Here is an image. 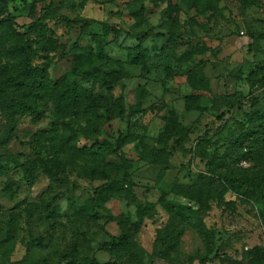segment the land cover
<instances>
[{
  "label": "rangeland",
  "instance_id": "374dc122",
  "mask_svg": "<svg viewBox=\"0 0 264 264\" xmlns=\"http://www.w3.org/2000/svg\"><path fill=\"white\" fill-rule=\"evenodd\" d=\"M49 3L0 0V27L29 32L33 65L84 103L0 108V159L11 160L0 172V264H256L247 254H264V180L252 178L264 175V152L247 134L264 102V0H53L47 14ZM101 24L114 31L102 37ZM94 36L107 59L78 61ZM71 61L120 73L81 80ZM224 96L246 102L228 111ZM123 167L131 187L93 205ZM121 236L128 245L111 243Z\"/></svg>",
  "mask_w": 264,
  "mask_h": 264
},
{
  "label": "trees",
  "instance_id": "16d2710c",
  "mask_svg": "<svg viewBox=\"0 0 264 264\" xmlns=\"http://www.w3.org/2000/svg\"><path fill=\"white\" fill-rule=\"evenodd\" d=\"M242 1V0H241ZM53 0H50L48 7L45 9L44 13L53 12ZM44 16H40L35 22L29 25V29L32 32L37 31V29L43 27ZM67 25H71L68 20L64 19ZM92 22L84 23V28L91 27ZM102 28V37L106 36L109 31H114L111 26L107 24H101ZM29 32L25 34H19L10 27V24L0 27V46L6 41H11L10 46L7 49L2 50V57L6 59L5 64L0 65V108L7 109L16 113L22 114H37L38 111L37 101H41L45 98L51 100L61 112L65 113L74 112L73 109H77L80 104H83L84 101H81V96L78 93L68 95L67 90L57 89L56 84H51L47 77L45 76V69L43 67L34 66L33 61L36 59L37 54L36 50L32 47V41L28 38ZM149 35L148 32L140 35L134 36L138 41H142ZM166 34H154L156 38H165ZM262 38L259 37L254 43L255 52H259L258 42ZM169 40L172 43L176 44L177 38L174 35L169 36ZM94 45L89 47L83 54H78L75 56L77 60H89L91 58L96 59L97 61L107 59V54H105L104 49L101 44V37L94 36L92 39ZM48 43L53 41L48 40ZM140 51V50H139ZM140 55L135 54L132 58L131 63L139 65ZM72 73L76 78L79 79H89L99 76L102 83L110 84L112 79L116 77L120 72H100V70L94 69L93 72L84 71L77 63L71 61ZM63 85V84H62ZM64 86V85H63ZM195 88L194 86H192ZM55 95L57 97L55 98ZM89 98V97H88ZM246 102L245 99L239 98L235 99L232 96H224L222 99V108L227 109L228 111L241 109L243 104ZM259 105L258 100H253L252 106ZM223 114L218 117V120H221ZM257 118V129L248 133L249 137L254 142L255 151L258 154L264 152V102L260 105V111ZM44 149V148H43ZM46 149V148H45ZM42 152L39 150L37 155ZM255 152V153H256ZM11 160L0 159V172L6 169L8 163ZM4 162V163H3ZM206 169L208 170L209 177L215 178L216 174L213 170L212 164H206ZM264 172V169H263ZM247 174L244 172V175ZM256 177L264 180V175L259 176L258 173L253 174L252 179H257ZM257 181V180H256ZM229 184L232 187H245L246 184L241 179L230 180ZM132 182L128 169L126 167L122 168V178L120 180H112L108 183H105L94 191V197L91 199V203L94 205L98 200L102 199L103 194L107 191H112L119 189L123 186L131 187ZM257 188H263L264 185H256ZM185 209L179 208V214L184 212ZM183 216V214H182ZM111 243L113 245L122 246L128 245V239L126 236H121L119 238H112ZM164 244V242H163ZM219 252L215 254L213 260L221 259ZM247 257L254 261L256 264H264V254H254V252H249ZM212 260L204 258L200 260V264H206ZM71 264V263H70Z\"/></svg>",
  "mask_w": 264,
  "mask_h": 264
}]
</instances>
